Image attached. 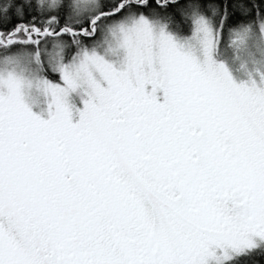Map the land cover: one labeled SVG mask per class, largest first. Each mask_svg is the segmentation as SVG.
<instances>
[{"label": "snow or ice", "instance_id": "obj_1", "mask_svg": "<svg viewBox=\"0 0 264 264\" xmlns=\"http://www.w3.org/2000/svg\"><path fill=\"white\" fill-rule=\"evenodd\" d=\"M0 264H264V0H0Z\"/></svg>", "mask_w": 264, "mask_h": 264}]
</instances>
